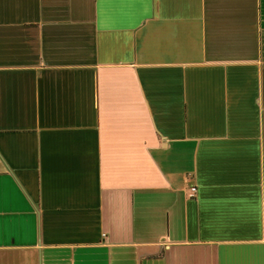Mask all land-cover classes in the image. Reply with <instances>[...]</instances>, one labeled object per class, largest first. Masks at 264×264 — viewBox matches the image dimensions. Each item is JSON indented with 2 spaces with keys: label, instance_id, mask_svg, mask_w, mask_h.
I'll return each mask as SVG.
<instances>
[{
  "label": "crops",
  "instance_id": "1",
  "mask_svg": "<svg viewBox=\"0 0 264 264\" xmlns=\"http://www.w3.org/2000/svg\"><path fill=\"white\" fill-rule=\"evenodd\" d=\"M0 264H264V0H0Z\"/></svg>",
  "mask_w": 264,
  "mask_h": 264
},
{
  "label": "built area",
  "instance_id": "2",
  "mask_svg": "<svg viewBox=\"0 0 264 264\" xmlns=\"http://www.w3.org/2000/svg\"><path fill=\"white\" fill-rule=\"evenodd\" d=\"M187 194L189 197H195L196 195V188L194 186H189L187 189Z\"/></svg>",
  "mask_w": 264,
  "mask_h": 264
}]
</instances>
